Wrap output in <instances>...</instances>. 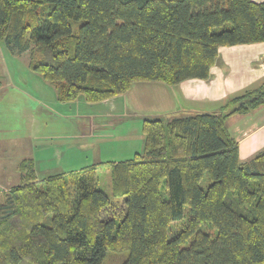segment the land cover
<instances>
[{"label": "trees", "instance_id": "16d2710c", "mask_svg": "<svg viewBox=\"0 0 264 264\" xmlns=\"http://www.w3.org/2000/svg\"><path fill=\"white\" fill-rule=\"evenodd\" d=\"M261 41L264 0H0V43L63 102L207 79L219 46ZM263 104L264 78L215 110L144 118L129 159L40 180L22 159L0 193V264H103L111 251H127L119 264H264V150L242 162L226 124ZM102 165L120 206L98 187Z\"/></svg>", "mask_w": 264, "mask_h": 264}, {"label": "crops", "instance_id": "0c3cea01", "mask_svg": "<svg viewBox=\"0 0 264 264\" xmlns=\"http://www.w3.org/2000/svg\"><path fill=\"white\" fill-rule=\"evenodd\" d=\"M263 78L264 41H261L219 46L207 79L187 78L175 85L158 81H136L126 92L98 102H88L83 96L72 101H59L55 88L49 82L52 87L39 83L30 91L34 93L37 110L41 115L37 118L33 117V110L28 115L29 137L33 136L36 140L41 138L45 127L44 120L53 119V116L61 113L63 122L60 123L64 132L60 138L66 146L63 148L53 146L57 158L62 157L63 154L68 155L67 158L72 157L78 145L85 149L92 147V154L82 160V167L93 163L123 161L139 152V143L144 138L141 131L144 118L159 116L158 113L162 111L177 115L176 113L181 112L215 110L228 96L258 84ZM23 92L30 94L28 91ZM61 106L67 107L62 110ZM152 106H155L156 111H149ZM53 111H56L54 115L51 113ZM76 118L82 119L81 130L72 135L66 133L65 128L70 127V124L71 130L76 129ZM95 119H98L99 123L96 124ZM61 124L58 125L59 128ZM226 124L230 135L239 146V159L242 162L249 161L264 150V104L246 114L229 116ZM2 152L3 148H0V153ZM25 158L33 160L37 173L39 159L29 154L28 157L24 155L20 160ZM17 164L16 162V170ZM53 168L57 169L56 172L80 169L62 170L63 168L59 166L46 169L50 171ZM3 172L1 171L0 177H4ZM16 175L19 182L18 171L15 172L14 177ZM9 187L4 186L3 189Z\"/></svg>", "mask_w": 264, "mask_h": 264}, {"label": "rangeland", "instance_id": "374dc122", "mask_svg": "<svg viewBox=\"0 0 264 264\" xmlns=\"http://www.w3.org/2000/svg\"><path fill=\"white\" fill-rule=\"evenodd\" d=\"M0 77L3 80L0 86V148H3V152L0 153V173L1 171H4V177H0V193L4 191V186H11L12 184L18 183V175L14 177L15 172L17 171L16 162L19 163L18 161L24 155L28 157L29 154H33L37 159H39V162L37 163V179L39 180L48 174L57 171V169L54 168L47 171L46 168L59 166L63 168L62 170H72L82 167V160L87 156H91L92 147L85 149L76 145V151L70 158H67L68 155L65 154H63L62 157L57 158L53 152V146H58V148L66 146L64 141L60 138L61 134H63L62 132H64V128H62V124L60 123V121L63 122L61 113L53 116V119L48 118L44 120L45 127L41 138L38 137L39 139L36 140L33 136L29 137L30 127L28 115L32 110L33 117L37 118V116L41 115L37 110L34 93L30 91V89L34 88V86L39 83H45L50 87L52 86L37 72L30 69L28 66V53L26 52L21 56L13 54L7 47H5L4 43L1 42ZM23 91H28L30 94ZM56 103L57 105H60L58 102ZM65 107L67 106L60 109L63 110ZM149 111H156L155 106L150 107ZM55 112L56 111L51 112L53 113L52 115H54ZM149 114H153V112H149ZM158 114L159 116L165 118V120L174 116V113H167L166 111H162ZM95 123H99V120L95 119ZM60 124L61 128L58 127ZM75 124V130H71L70 124V127L68 126L65 128V132L72 135L77 133L78 130H81L82 119L76 118ZM94 139H97V137H94ZM143 147L144 138L139 143L138 150L142 151ZM97 179L98 187L111 196L119 206L122 205V197L112 196L110 173L107 165H102L98 169ZM7 180L12 184L7 183ZM208 182V176L207 174H204L201 186L205 188ZM126 254L127 251H111L103 260V264H119Z\"/></svg>", "mask_w": 264, "mask_h": 264}]
</instances>
